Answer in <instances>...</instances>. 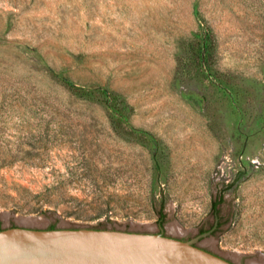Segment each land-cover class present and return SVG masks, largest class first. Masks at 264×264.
I'll return each instance as SVG.
<instances>
[{"label": "rangeland", "instance_id": "1", "mask_svg": "<svg viewBox=\"0 0 264 264\" xmlns=\"http://www.w3.org/2000/svg\"><path fill=\"white\" fill-rule=\"evenodd\" d=\"M0 226L264 264V0H0Z\"/></svg>", "mask_w": 264, "mask_h": 264}, {"label": "water", "instance_id": "2", "mask_svg": "<svg viewBox=\"0 0 264 264\" xmlns=\"http://www.w3.org/2000/svg\"><path fill=\"white\" fill-rule=\"evenodd\" d=\"M0 264H236L163 233L91 227L0 229Z\"/></svg>", "mask_w": 264, "mask_h": 264}, {"label": "trees", "instance_id": "3", "mask_svg": "<svg viewBox=\"0 0 264 264\" xmlns=\"http://www.w3.org/2000/svg\"><path fill=\"white\" fill-rule=\"evenodd\" d=\"M55 226H51L50 228H54ZM0 229H1V226H0Z\"/></svg>", "mask_w": 264, "mask_h": 264}, {"label": "flooded vegetation", "instance_id": "4", "mask_svg": "<svg viewBox=\"0 0 264 264\" xmlns=\"http://www.w3.org/2000/svg\"><path fill=\"white\" fill-rule=\"evenodd\" d=\"M195 244H197V243H195ZM198 245V244H197Z\"/></svg>", "mask_w": 264, "mask_h": 264}]
</instances>
